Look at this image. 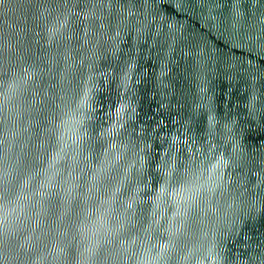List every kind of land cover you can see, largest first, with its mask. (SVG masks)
Returning a JSON list of instances; mask_svg holds the SVG:
<instances>
[{"label": "water", "instance_id": "obj_1", "mask_svg": "<svg viewBox=\"0 0 264 264\" xmlns=\"http://www.w3.org/2000/svg\"><path fill=\"white\" fill-rule=\"evenodd\" d=\"M0 264H264V0H0Z\"/></svg>", "mask_w": 264, "mask_h": 264}]
</instances>
